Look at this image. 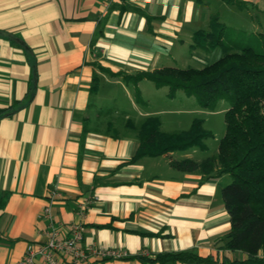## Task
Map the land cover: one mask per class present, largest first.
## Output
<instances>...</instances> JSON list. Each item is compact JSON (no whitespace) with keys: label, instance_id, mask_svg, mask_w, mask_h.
Here are the masks:
<instances>
[{"label":"crops","instance_id":"obj_1","mask_svg":"<svg viewBox=\"0 0 264 264\" xmlns=\"http://www.w3.org/2000/svg\"><path fill=\"white\" fill-rule=\"evenodd\" d=\"M242 1L248 7L222 0H0V264H20L28 245L45 242L49 223L81 224L83 247L129 256L90 255L87 264H141L137 255L184 250L246 257L221 248L230 227L221 195L227 175L204 178L170 166V159L205 158L195 148L132 162L136 136L106 128L109 117H131L106 104H116L115 88L123 87L116 72L132 75L169 66L186 49L196 53L194 32L215 17L224 23L218 10L264 15V0Z\"/></svg>","mask_w":264,"mask_h":264},{"label":"trees","instance_id":"obj_2","mask_svg":"<svg viewBox=\"0 0 264 264\" xmlns=\"http://www.w3.org/2000/svg\"><path fill=\"white\" fill-rule=\"evenodd\" d=\"M239 8L248 7L242 0H222ZM224 26L212 18L208 29H198L192 37L193 48H222L221 56L202 67L180 68L163 66L129 75L116 72L123 80L132 82L139 96L138 83L143 79L156 87L167 86L168 96L177 90L195 96L200 107L213 111L220 100H226L225 132L217 151L201 160L190 157L170 159L172 168L181 172H199L204 178L228 175L230 181L222 186L221 195L229 215L230 227L220 239L221 248L241 251L244 259L227 255H200L192 250L162 252L153 257L137 255L141 264H264V42L262 49L224 43ZM102 71H106L101 68ZM95 92L98 77L94 75ZM108 116L109 114H105ZM106 128L112 136L120 130L133 133L138 140L132 162L144 156H160L193 148L208 149L206 141L213 137L204 128L202 118H194L189 128L165 131L159 115H145L139 120L122 116L109 117ZM121 128V129H120ZM126 256L124 258H128Z\"/></svg>","mask_w":264,"mask_h":264},{"label":"rangeland","instance_id":"obj_3","mask_svg":"<svg viewBox=\"0 0 264 264\" xmlns=\"http://www.w3.org/2000/svg\"><path fill=\"white\" fill-rule=\"evenodd\" d=\"M229 11L218 10L224 18V43L231 44L236 42L242 46H252L260 50L264 42V15L258 12H242L236 7H228ZM233 10L234 12L230 11ZM225 11V12H223ZM191 42V40H190ZM179 56L176 62H169L167 65L187 68L202 67L218 59L222 54L221 46L215 49H197L184 52ZM123 87L115 88V103L106 100V104L116 105L121 111L129 112L131 118L139 120V115L143 110H149L151 113L161 111V128L165 131H177L189 128L194 118L204 120V128L212 132L213 137L206 141L208 149L202 151L195 148L196 156L207 157L217 151L220 138L225 132L224 111L228 107L226 100H220L215 110L210 111L200 107L195 96L187 95L182 90H177L173 97L168 96L167 86L156 87L152 81L144 80L139 88V96L136 95L132 82L124 80ZM119 110V111H120ZM227 178V179H226ZM223 185L230 181L227 175Z\"/></svg>","mask_w":264,"mask_h":264},{"label":"built area","instance_id":"obj_4","mask_svg":"<svg viewBox=\"0 0 264 264\" xmlns=\"http://www.w3.org/2000/svg\"><path fill=\"white\" fill-rule=\"evenodd\" d=\"M43 214L46 218H50V208H44ZM82 230L81 224L54 226L49 223L45 242L28 245L20 264H65L61 258L67 259L72 264H87L90 255L101 258L128 256L125 251L83 247L81 245ZM38 256L41 261L37 260Z\"/></svg>","mask_w":264,"mask_h":264}]
</instances>
